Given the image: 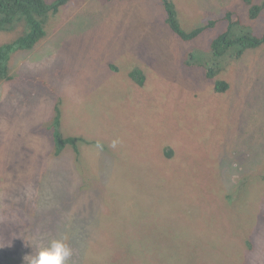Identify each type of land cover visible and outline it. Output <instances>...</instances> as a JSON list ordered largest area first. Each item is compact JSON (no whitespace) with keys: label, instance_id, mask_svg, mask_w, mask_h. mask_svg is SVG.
<instances>
[{"label":"rangeland","instance_id":"1","mask_svg":"<svg viewBox=\"0 0 264 264\" xmlns=\"http://www.w3.org/2000/svg\"><path fill=\"white\" fill-rule=\"evenodd\" d=\"M45 1L52 5L58 0ZM171 1L184 31L208 27L197 39L186 41L169 28L162 0H114V4L111 0H70L47 22L48 34L33 50L12 52V80L0 84V177L5 178H0L3 264L12 262L15 250L9 247L17 248L18 241H23L24 248L18 254L20 263L28 264L26 257L53 239L66 237L68 246L72 245L76 229L82 231L83 246L72 248L76 259L71 256L68 264H106L103 258L110 262L114 254L101 251L109 248L113 226L124 225L135 243L142 240L140 228L142 234L154 224L161 229L177 226L184 217L198 215L200 204L212 215L214 225L203 227L208 229L203 238L212 244L214 255L246 258L247 251L251 264H264V212L260 211L264 188L258 183L264 175V155L252 166L251 159L258 156L251 150L243 151L247 145L257 147L256 137L264 134V106L257 105L264 96L251 100L259 89L264 91V45L257 48L259 51L246 53L241 70L230 67V72L223 71L216 78L232 84V89L222 94L215 91L203 68L184 64L192 49H210L209 44L228 29L229 23L222 20L227 11H235L242 22L249 23L250 5L245 0ZM249 3L263 4L264 0ZM251 22L254 35L263 36L264 12ZM24 33L22 26L13 32H0V47L12 44ZM134 68L142 71V87L126 77L127 69ZM93 91L101 93L104 100L91 98ZM68 93L72 99H65ZM58 98L63 99L59 105L63 132L68 128V136L76 134L104 144L109 141L112 153L107 154L114 156L119 166L116 162L112 168L110 160H100L104 150L97 146L88 148L87 156L93 159L101 180L109 181L107 198L119 202L112 218L102 217L106 205L96 203V193L72 196L77 184L73 160L62 158L64 162L47 155L53 148L49 140L48 145L28 144L27 153L21 149L24 142L35 139L30 137L32 131H41V117L57 113ZM129 121L144 124L133 134L146 137L148 143H128L123 129ZM245 135L251 139L245 141ZM114 141L116 146L112 147ZM165 149L177 151L174 162L168 160ZM36 150L42 155H30ZM230 153L236 162L233 166L223 162ZM236 153H240V161ZM41 158L43 166L37 165ZM28 161L32 164L29 171L9 174ZM222 186V190L216 189ZM16 190L25 196H15ZM227 194L238 198V206L228 201ZM21 200H34L35 205L20 208L17 202ZM63 200L71 201L69 210L59 214L53 226L42 224L36 229L25 219H37L30 216L31 211L54 212V205ZM154 203L158 205L152 213L157 219L145 221L144 209ZM112 204H108L111 211ZM224 204L235 213L232 224H224L215 214ZM118 213H124L122 221ZM127 218L130 223L124 222ZM231 232L239 240H234ZM247 236L251 246L245 244Z\"/></svg>","mask_w":264,"mask_h":264},{"label":"trees","instance_id":"2","mask_svg":"<svg viewBox=\"0 0 264 264\" xmlns=\"http://www.w3.org/2000/svg\"><path fill=\"white\" fill-rule=\"evenodd\" d=\"M104 3L107 0H102ZM123 1V0H119ZM163 4L166 7V23L169 25V28L177 34L181 39L186 41L197 39L208 27H199L195 28L190 32H186L182 29L180 21L177 18L176 6L171 0H162ZM246 3L250 5L249 10V23L242 22L241 17L235 11H227L224 18L229 23L228 29L221 34L217 39L209 44L210 49L201 50L200 52H194L192 49L189 53L184 64L187 66H198L203 68L206 71L207 77L210 80H213L215 84V91L218 93H226L228 90L232 89V84L230 82L216 79L223 71L230 72L231 69L235 67V69L241 70L243 66V60L245 59L246 53L259 51L257 49L264 45V34L261 37H257L254 35L253 31L250 29L252 25V20H255L264 12V3L263 4H253L249 3L252 0H245ZM70 0H58L52 5H48L45 0H0V32H13L16 30L17 26H22L25 30V33L22 37L18 38L12 44H7L0 47V84L4 81L12 80L11 68L9 66L10 57L12 52L16 50H25L31 51L33 50L44 38L47 36V32L45 26L47 22L52 18V16H56L59 13L60 8L64 7L69 3ZM111 3L114 4V0H111ZM217 21L212 22L213 26ZM101 40L100 38H98ZM104 49H102L103 51ZM126 77L128 81H132L138 86L142 87L144 85V80L142 77V73L139 70H129L127 69ZM242 78V75H240ZM88 81V80H86ZM84 82V81H83ZM124 83V82H123ZM90 86H95L92 82L88 83ZM45 85V82L43 83ZM260 88V85H259ZM68 95V96H67ZM264 96V91L259 89V92L254 94L251 100L256 101L257 96ZM101 98L104 100V97L101 93L93 91L91 98ZM73 96L71 93L66 94L65 99H72ZM59 99V98H58ZM63 99H59L58 107L56 108V112L54 115L50 117H41L40 122V132L32 131L30 137H34L35 139H31L30 141L24 142L22 144L21 149L24 153L30 149L27 145L33 144L34 142L44 143L48 145H52V150L47 155L57 157L65 162V159L62 158H72L73 166L75 170V178L77 179V184L75 186L76 193L74 195H80L84 192H94L96 193V203L101 205L102 207L106 205L104 211L102 212V217H113V212L115 209L119 207V202L113 201L111 198H107V193L110 192L108 188V180L104 178V181L101 180L100 174L95 171V165L93 159L87 156V149L93 146H97V144L102 145L104 152L102 153V157L100 160H110L109 166L115 168L116 159L112 154V158H109L108 152L112 153V149L104 142L90 141L84 139L82 137L76 136H68L70 134L69 129L67 128L65 132L61 130V117L62 111L59 107ZM263 103V104H262ZM262 107L264 106V98L260 104ZM47 123L46 128H44ZM143 123H131L124 127L123 133L130 144L136 143H148L149 141H144L141 138H136L133 134L134 130L139 129ZM147 128V127H145ZM39 137V139H37ZM250 136L245 135L244 140H250ZM251 145L254 143L252 140L248 141ZM255 143H259L257 147L244 148L243 151L251 150L258 158H252L251 163L252 166L257 164V160L264 155V134L261 137H256ZM36 149V148H35ZM177 151L173 149H165L164 153L169 161L174 162L177 157ZM238 154L236 153L237 159ZM30 155H42L39 150L34 151ZM30 156V157H32ZM249 157V156H248ZM66 158V159H67ZM244 158V157H243ZM37 160V165L43 166L45 163H41L40 160ZM234 157L232 153H230L223 162L227 163L228 161L233 166ZM51 160H53L51 158ZM243 160V159H242ZM32 161V160H31ZM28 161L23 164L19 169L14 170L11 169L12 172L9 174H14L17 176L19 172L22 170L23 172L29 171L32 164ZM118 164V162H117ZM117 166V165H116ZM119 166V164H118ZM49 168V167H48ZM43 171H47L43 169ZM48 174V172L44 173ZM2 181L5 180L4 177H0ZM243 178V185L245 186L246 180ZM76 182V180H75ZM36 183V182H34ZM33 183V184H34ZM258 183H260L264 188V175L259 179ZM17 188V187H16ZM224 187H216L217 190H222ZM80 193V194H79ZM15 196H25L19 191L14 192ZM226 198L231 204L237 205L238 198L234 197L231 194H227ZM235 198V199H234ZM60 200V199H57ZM114 202V204H112ZM56 203V202H55ZM71 201L63 200L61 203L54 205L53 209L46 210L45 214L34 213L31 211L32 217H37L35 220H29L25 218L29 223H31L34 228L39 229L42 224L46 226H50L52 223H55V220L62 212H67L69 210V205ZM108 204L112 207V211L109 209ZM18 207L20 208H31L34 206V200L29 202H25L23 200L17 202ZM158 204L154 203L150 208H145L143 212V216L145 221L149 220L150 217L153 219H157V215L152 213V209H154ZM227 204H224L218 209V212L215 213L220 215L224 220V224H232L233 219L235 218V213L232 211V207L229 205L226 208ZM238 206V205H237ZM200 212L198 215L192 213L190 216L184 217L181 224H177V226H168L166 225L161 229L159 224H154L151 228L147 227V232L143 231L140 228L139 236L142 237L141 241H136L133 243V236L131 233H128V229L120 226H113V232L110 236L111 240H108L107 246L109 248L103 249V251H111L113 255V259L110 262H107L104 258L102 261H105L106 264H251V255L246 251V258H237V257H229V256H217L214 255L210 248L212 244L207 242L203 235L208 229H204V226H213L212 215L209 214L205 207L200 204ZM53 208V206H52ZM225 211V212H224ZM260 211L264 212V198L263 204L260 207ZM48 216H52V219L48 218ZM120 217L119 221H122L121 218L124 217V213H118ZM130 221L125 220L124 222ZM123 222V223H124ZM23 226V225H22ZM20 226V227H22ZM53 226V224H52ZM51 226V227H52ZM229 227L230 226H223ZM25 228V223L24 227ZM77 232L73 236V243L69 245V247L74 249L78 246L82 245V231L80 229H76ZM232 238L234 240H239L237 235L231 232ZM138 235V233H137ZM144 238V241H143ZM164 239L165 243H161V240ZM245 244L251 246L253 244L248 236L244 239ZM23 241H18L17 248L9 247V249L15 250L13 252V260L11 263L4 264H21V259L19 258V252L24 249L21 245ZM133 248V249H132ZM245 249V248H244ZM72 256V255H71ZM0 255V264L1 262ZM71 258V257H70ZM76 259V256H72V260ZM21 262V263H20ZM83 264H89L88 262H83ZM93 264V262L91 263ZM98 264H100L98 262Z\"/></svg>","mask_w":264,"mask_h":264},{"label":"clouds","instance_id":"3","mask_svg":"<svg viewBox=\"0 0 264 264\" xmlns=\"http://www.w3.org/2000/svg\"><path fill=\"white\" fill-rule=\"evenodd\" d=\"M131 70H139L142 73V71L138 68H134ZM115 146H116V142L114 141L112 147ZM97 147L102 148V145L97 144ZM37 189L35 190L34 193H32V197L34 198H37L36 197ZM66 240H67L66 237L63 239H53L48 243L47 246H43V245L38 246V251L36 252L35 255H30L26 257L28 264H68L72 252Z\"/></svg>","mask_w":264,"mask_h":264},{"label":"flooded vegetation","instance_id":"4","mask_svg":"<svg viewBox=\"0 0 264 264\" xmlns=\"http://www.w3.org/2000/svg\"><path fill=\"white\" fill-rule=\"evenodd\" d=\"M108 63H109V65H110V67L116 71L114 65H113L111 62H108Z\"/></svg>","mask_w":264,"mask_h":264}]
</instances>
